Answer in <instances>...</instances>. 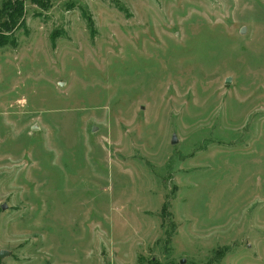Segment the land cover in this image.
I'll use <instances>...</instances> for the list:
<instances>
[{
	"label": "rangeland",
	"instance_id": "1",
	"mask_svg": "<svg viewBox=\"0 0 264 264\" xmlns=\"http://www.w3.org/2000/svg\"><path fill=\"white\" fill-rule=\"evenodd\" d=\"M22 4L0 264H264V0Z\"/></svg>",
	"mask_w": 264,
	"mask_h": 264
},
{
	"label": "trees",
	"instance_id": "2",
	"mask_svg": "<svg viewBox=\"0 0 264 264\" xmlns=\"http://www.w3.org/2000/svg\"><path fill=\"white\" fill-rule=\"evenodd\" d=\"M22 0H4L0 7V46L8 43V36L21 24Z\"/></svg>",
	"mask_w": 264,
	"mask_h": 264
},
{
	"label": "water",
	"instance_id": "3",
	"mask_svg": "<svg viewBox=\"0 0 264 264\" xmlns=\"http://www.w3.org/2000/svg\"><path fill=\"white\" fill-rule=\"evenodd\" d=\"M242 31H243V30H241V32H242ZM176 140H177L176 137H172V139H171V143H176ZM1 208H2V209L6 208V205H5V204H2V205H1ZM7 253H8V252H7L6 250H3V249L0 250V256H1V257H4ZM181 261H183V260H181Z\"/></svg>",
	"mask_w": 264,
	"mask_h": 264
}]
</instances>
